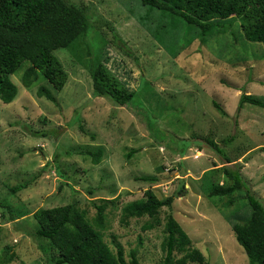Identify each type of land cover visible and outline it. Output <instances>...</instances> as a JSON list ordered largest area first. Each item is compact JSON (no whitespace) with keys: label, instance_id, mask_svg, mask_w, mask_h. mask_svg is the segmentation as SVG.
<instances>
[{"label":"rangeland","instance_id":"1","mask_svg":"<svg viewBox=\"0 0 264 264\" xmlns=\"http://www.w3.org/2000/svg\"><path fill=\"white\" fill-rule=\"evenodd\" d=\"M66 2L84 12L88 29L54 51L68 73L63 89L41 74L25 87V61L9 76L16 99L0 100V264H53L40 247L46 241L31 235L33 213L74 202L93 218L101 199L115 201L106 208L104 239L120 244L126 259L135 252L142 264H161L168 208L152 229V219L127 218L122 209L149 188L163 199L183 185L187 193L175 198L172 211L193 244L212 264H249L232 229L250 215L249 197L243 188L232 203L209 196L233 182L206 138L242 162L245 182L264 204V108L246 103L238 110L242 92L264 100V0H224L230 12L215 17L223 29L205 36L140 0ZM93 62L134 90V100L121 106L95 96ZM40 86L55 100L38 96ZM98 151L96 164L90 153ZM147 175L157 181L140 180Z\"/></svg>","mask_w":264,"mask_h":264},{"label":"trees","instance_id":"2","mask_svg":"<svg viewBox=\"0 0 264 264\" xmlns=\"http://www.w3.org/2000/svg\"><path fill=\"white\" fill-rule=\"evenodd\" d=\"M140 1L150 9H158L165 15L182 19L189 26L196 27L202 36L216 28L222 30L215 17L230 12V9L224 8V0ZM87 29L84 12L66 0H0V100L11 103L16 99L18 89L9 76L20 69L25 61L29 62L21 78L25 87H30L41 74L54 90H62L68 81V73L54 51L70 47L77 39L84 37ZM89 71L95 96H105L121 106L134 100L136 92L129 90L102 62H93ZM37 94L55 100L53 91L46 86H40ZM246 103L264 108L263 99L242 92L238 110ZM214 105L223 116L227 115L216 101ZM232 140L233 136H229L223 143ZM206 141L224 156L228 163L223 166L224 176L233 182L231 186L211 188L209 196L230 197L229 202L232 203L231 196L238 188L246 191L251 213L245 223H235L232 229L248 256L249 264H264V204L245 182L241 173L242 162H233L214 140L206 138ZM260 149L264 151V146ZM101 153H90L94 163L100 162ZM140 180L157 181L155 176L148 175ZM30 181L15 186L12 191L15 193L26 189ZM186 193L183 185L175 195L161 199L149 188L142 198L126 203L122 213L127 218L149 217L152 222L147 224V228L152 229L160 223L161 210L167 207L169 211L165 215L162 241L165 259L161 264H212L174 217L172 207L175 198ZM114 203V200L105 199L94 202L97 213L93 218H89L87 210L74 202L37 209L33 213L36 227L31 235L46 241L40 247L45 253L50 252L49 261L53 264H142L135 252H131L130 258L126 259L120 244L114 248L103 237L101 230L106 227V208Z\"/></svg>","mask_w":264,"mask_h":264}]
</instances>
